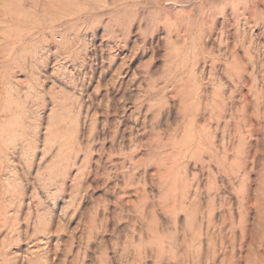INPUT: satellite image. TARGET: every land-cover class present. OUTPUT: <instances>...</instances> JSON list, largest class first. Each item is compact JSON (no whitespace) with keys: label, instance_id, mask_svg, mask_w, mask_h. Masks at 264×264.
I'll use <instances>...</instances> for the list:
<instances>
[{"label":"rangeland","instance_id":"rangeland-1","mask_svg":"<svg viewBox=\"0 0 264 264\" xmlns=\"http://www.w3.org/2000/svg\"><path fill=\"white\" fill-rule=\"evenodd\" d=\"M0 264H264V0H0Z\"/></svg>","mask_w":264,"mask_h":264}]
</instances>
